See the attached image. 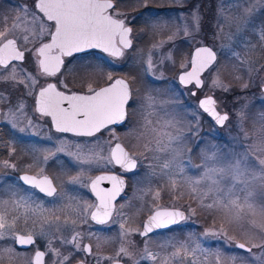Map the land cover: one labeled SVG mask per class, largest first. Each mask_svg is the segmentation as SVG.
Instances as JSON below:
<instances>
[{
    "label": "snow or ice",
    "instance_id": "1",
    "mask_svg": "<svg viewBox=\"0 0 264 264\" xmlns=\"http://www.w3.org/2000/svg\"><path fill=\"white\" fill-rule=\"evenodd\" d=\"M116 5L117 0H32L31 4L18 7L17 14L11 17V24L8 17L0 21V84H7L12 91L19 93L18 102L13 105L8 93L0 92V122L25 132L28 127H36L40 120L44 123L50 120L51 128L57 133L77 138L57 137L59 143L55 151L46 149L48 154L43 159L46 162L59 152L72 157L80 171L68 183L87 187L95 196L92 202L67 196L63 189L58 191L42 167L35 175H21L19 181L23 182L22 185H13L0 192V264L4 261L15 264L21 259L24 264H47L45 258L49 254L55 257L52 264H71L75 254L81 253L84 258L79 264H88V256L93 257L96 264H121L124 257L132 258L133 264H139V260L150 264H264V112L258 117L259 128L250 133L244 129L247 105L242 106L236 113L243 135L238 148L222 151L211 145L201 151L200 163L193 164L191 156L186 154L184 142L187 135L198 134V113H193L196 124H189L186 134L184 125L174 112L166 111L164 118L151 119L154 111L146 112L145 107L154 108L152 96L145 98V107L139 109V118L132 119L137 117L138 110L132 83L128 79L114 77L109 72L104 86H93L88 82L81 91H73L61 79L67 65L81 59V54L86 57L92 50H99L115 59L132 47L133 29ZM257 5L264 6V0H232L227 7L233 11L225 14L222 3L216 24L218 31L214 35L219 39L227 35L229 43L222 44L221 50H227L226 56L233 70L242 74L236 75L235 80L247 75L248 79L241 85L242 90L248 89L258 79L257 86L264 94V64L257 66L247 59L256 45L246 41L242 51H238L239 44L233 43L237 34L251 26ZM233 25L236 33L226 34L225 28ZM145 26L157 33L170 32L167 40L154 46L163 49L165 44L174 42L181 34L196 40L200 17L196 11L191 13L190 19L183 13L175 20L160 18L157 14L146 19ZM258 35L264 49V26L259 28ZM170 59V53L162 52L160 63L166 64ZM29 63L33 70L24 67ZM92 67L85 64L82 70L87 72ZM155 68L150 53L146 72H154ZM209 77L212 89L224 93L233 90L231 83L226 84L221 76L218 52L197 43L179 64V84L185 88L193 85L201 90ZM191 95L197 96V91H192ZM25 97L32 100L31 116L25 111ZM5 106L7 111H4ZM198 107L217 125L224 126L229 121V113L218 111V102L213 95L205 94L199 99ZM24 121L27 125L20 127ZM116 126L125 128L126 134L135 137L138 143L131 148L122 143ZM104 133L109 134L106 139L103 138ZM141 146L143 151L138 154L136 148ZM14 152L12 147L9 155ZM0 164L16 168L8 160ZM142 165L148 171L137 182L144 185L138 188L141 193L138 198L143 200L146 195H151L152 202L147 219L132 227L129 210L133 205L128 199L117 204V198L122 197L126 186L123 173L135 172ZM93 168L104 174L88 175L85 181L86 172ZM115 168L120 169L119 174L112 171ZM190 169H198L199 172L192 175ZM156 181L165 182L164 187L172 193L173 201L183 197L182 188L186 186L188 195L200 210L209 213L224 211L231 217V222L239 224L247 221L250 228L245 232V241L229 236L222 224L219 229H205L201 237L189 234L185 239L173 236L158 241L154 250L150 247V234L178 225L197 212L191 204L186 215L174 204L166 207L159 203L161 186ZM41 193L43 197L52 198L53 206H47ZM66 196L67 203H63ZM90 222L118 224L119 232L115 238L119 239L120 246L114 255L101 256L93 251L91 242L84 243L85 239L94 240L99 249L114 239L94 232ZM83 226L88 227L85 230ZM65 231L70 235L65 236ZM134 235L145 238L139 259H135L129 250L135 246ZM208 237L223 240L227 245L234 244L248 256L228 254L221 247L212 249L203 245L201 240ZM38 239L47 241L44 250L38 246ZM53 240L70 248L67 255L53 246ZM254 249L259 251L254 252Z\"/></svg>",
    "mask_w": 264,
    "mask_h": 264
},
{
    "label": "rangeland",
    "instance_id": "2",
    "mask_svg": "<svg viewBox=\"0 0 264 264\" xmlns=\"http://www.w3.org/2000/svg\"><path fill=\"white\" fill-rule=\"evenodd\" d=\"M187 1L188 0H146V6L149 7L147 8L149 13L148 16L140 17L134 14V16L126 17L129 26L133 29V49L131 48L130 51H126L119 59H110L106 57V59H109L108 61L110 62V66L108 68H105V64L99 62L96 58L85 57L83 59H79L78 61L74 60V62L69 64V67L64 72V75L65 77L70 76L74 81H70L69 83L76 85L79 89L86 87L85 82L89 76L91 80L94 81L93 86H99L98 84L107 78L109 72H111L114 77H121L130 80L134 92V100L136 101L135 106L138 110L137 117H133L132 119L139 118V109L145 107V98L147 96H152L155 100L153 109H147L145 107L146 112L154 111V115L151 117L152 120L155 121L164 118L166 111L169 113L174 112L180 122L184 125L183 131L186 134L188 133V125L192 124L195 126L196 124V121L193 118V113H198V134L187 135L184 143L186 146V154L191 156L193 164H199L201 151L211 145H216L222 151H228L230 148H238L239 140L243 139V135L237 124L236 113L242 106L247 105L245 109L246 119L244 121V129L251 133L259 128L260 122L258 117L261 112H264V94H262L257 86L259 84L258 79L248 89L242 90L241 85L248 79L247 75H243V79L241 80H235L234 77L236 75L242 74L236 73L233 70L232 63L226 56L227 50H221L222 44L229 43L227 35L223 39H219L214 35V33L218 31L216 24L219 19L218 10L220 9L221 4H224L225 14H228L233 11V9L227 7L232 0H190V4H187ZM166 5H170V8L165 9L167 7ZM129 6L121 4V0H117L116 7L119 12L124 14V11L127 10ZM194 11L198 12L200 17V31L196 36V40H191L181 34L174 42L165 44L163 49L154 47L159 45L161 41L167 40L170 32L167 30L163 33L153 32L145 26L146 19L158 14L160 18H171L175 20V18L180 16L181 13L185 14V16L190 19V15ZM220 22L223 23V20ZM261 26H264V6L257 5L256 10L251 17V26L243 32L237 34L233 40V43L239 44V47H237L238 51H242L243 43L246 41H250L251 44L256 45V48L248 53L247 59L254 61L257 66L259 64H264V49L261 47L262 42L259 40L258 35V31ZM172 30L174 31L175 29L173 28ZM225 33L235 34V26L233 25L231 28L226 27ZM179 39L183 40L185 47L182 52L183 60L187 57L190 52L189 50L195 47L197 43H202L216 50L218 52V59L220 60L221 65V76L226 84L231 83L233 90L229 93H224L219 89H212L210 87L211 77H209L206 86L197 91V96H192L190 94V88H181L176 82L178 72L174 74L171 69L174 64L173 49H176L178 52H181L182 49L180 45H174ZM162 52L171 54L172 59L168 60L166 64L160 63ZM150 53L153 63L156 65L154 72H146V62ZM85 64L93 65L92 69H88L87 72L83 71L82 66ZM107 65H109V63ZM71 69L75 70L73 71ZM172 84H176L181 93L172 90V87L175 88V85ZM69 87L71 88V85H69ZM205 94L213 95L216 98L218 102V111L222 113H229V121H227L224 126H215L197 107V100L205 96ZM246 96H248L249 99L246 98ZM250 98H256L260 103H262L261 106L255 108L250 107ZM20 127H23V124H20ZM29 128L34 133L32 140H30L31 144H27L31 152L37 151V153H46V155L48 154V152L45 151L46 149L54 152L56 145L59 143L56 138L65 137V135H56L55 133H51L52 131L50 130L48 123L45 125L43 121L37 123L36 127ZM14 131L16 134L18 133L17 135L19 139H21L20 137H23L25 134L24 132H19L18 130ZM108 135V133H104L103 138L106 139ZM117 135L120 136L121 142L130 148L132 145H136L138 143L135 137L128 136L126 134L125 128H121L117 131ZM48 137H51V139ZM66 137L71 140H76V138H71L69 136ZM142 143L143 142H141V145ZM136 151L138 154L143 151L142 146L136 148ZM55 156H67L69 160L75 162L72 157L68 156L64 152L56 153V155L51 158H54ZM141 160H143V157H141ZM52 164L59 165L61 164V160L56 158L52 161ZM60 168L63 172L60 171ZM64 171V167H59V173L61 174L60 177L64 176ZM99 171V169L93 168L91 171L86 172L85 181L88 175L92 176L93 173ZM147 171V167L142 165L137 169L136 173L128 176L129 189L127 191L126 198L130 200L133 205V207L129 210V213L132 216V227H136L142 222V218L140 220L138 219L140 218L139 215L142 211H147L151 208V195H146L143 200L138 198L141 195L138 188L144 187V185H138L137 182L141 181L146 176ZM198 172V169L189 170V173L192 175H197ZM156 183H159L161 186V198L159 203L166 207H172L173 204L176 206L178 199L173 201L172 193L167 187H164L165 182L156 181ZM64 187V191L67 193V196H75L81 200H87V194L81 187L72 184H64ZM154 187L155 184L153 185V188ZM182 191L184 195L180 199L183 200L184 198H189L186 186L182 188ZM67 196L65 197L63 203H67ZM147 199H149V203L145 206ZM123 202H125V200ZM192 207L198 208L197 203L192 205ZM137 210H139L138 214ZM204 212L210 214V216L205 218L204 221H201L195 214L192 215L190 219L180 223L177 227L164 232L150 234V247L155 250L158 241L162 242L173 236L185 239L189 234H195L197 237H201L205 229H219L222 224L227 228V234L229 236H233L235 239L241 238L242 241L240 242L245 241V232H247L250 228L247 221L243 224L231 222V217L226 215L224 211H214L209 213L204 210ZM148 213L149 212H147L145 216H147ZM185 213L186 215L189 214L188 211ZM248 219L250 220L252 217H249ZM83 227L86 230L88 226ZM91 228L94 232L101 235L111 236L114 239L110 243L103 244L99 249L96 248V242L94 240L89 241L85 239L84 242H91L93 249L95 250L94 252H98L101 256L114 255L120 246L119 239L115 238L119 232L118 224L104 225L100 228ZM64 235L69 236L70 233L66 232ZM132 239L135 241V246L130 247L129 250L133 253V257L135 259H139V254L144 248L145 238H142L139 235H134ZM201 243L212 249L221 247L228 254L248 256L246 252L236 249L234 244L227 245L223 240L216 239L214 237H208L207 240H201ZM253 251L258 252L259 250L254 249ZM80 255L83 256L82 253ZM93 260L96 263L95 259ZM122 261L125 264H133V259L129 257H124ZM139 264H150V262L146 260H139ZM253 264H255V262H253Z\"/></svg>",
    "mask_w": 264,
    "mask_h": 264
},
{
    "label": "flooded vegetation",
    "instance_id": "3",
    "mask_svg": "<svg viewBox=\"0 0 264 264\" xmlns=\"http://www.w3.org/2000/svg\"><path fill=\"white\" fill-rule=\"evenodd\" d=\"M189 1L190 0L187 1L188 2L187 4H190ZM23 4H31V0H0V21H2L5 17H8L9 18L8 23L11 24V22H12L11 17H14L17 14L18 7L23 5ZM130 49L125 50V52L130 51ZM192 49L190 50V52L192 51ZM86 57L98 59L99 62H102L103 64H105L104 65L105 68H108L110 66V62L108 61L109 59L107 60L106 57H108L110 59H114L112 57H109L106 53H102L98 50H92L91 52H89L87 54ZM83 58H85V56H84V54H81V59H83ZM115 59H119V58H115ZM72 62H74V60ZM17 63H19V62H17ZM108 63H109V65H107ZM69 64L67 65V68L69 67ZM24 67L26 69L33 70V66L31 65V63L26 64ZM91 69L92 68H90V70ZM65 71H66V69H65ZM61 79L65 80L68 85H71V89L73 91H81L84 89V88L79 89L76 87V85L70 84L69 83L70 81H74V80H72V78L70 76L65 77V75H63V77H61ZM87 80L85 82L86 86H87L88 82L94 83V81L91 80L90 76ZM49 82H55V81L50 80ZM106 83H107V78L98 85L104 86ZM187 88L191 89L190 94L193 90L198 91L197 89L194 88L193 85H189ZM187 88H184V89H187ZM0 92L8 93L10 100H11V104H13V105L17 104L19 93L12 91V89L9 85L0 84ZM24 104L26 106L25 107L26 113L29 116H31L32 115V109L30 107V105L32 104L31 98L25 97L24 98ZM7 110H8V108H7V106H5L4 111H7ZM204 115L215 125V123L206 114H204ZM41 121L42 120H40L39 123ZM47 123L50 127V130L52 131L51 133H55L56 135L57 134L58 135H65V136H69L71 138H75V137H72L70 134L57 133L53 128H51L50 120ZM47 123H45V125ZM22 124H23V127L26 126L27 121H24ZM121 128L122 127H117V131H119ZM24 133H25L24 136L20 137L21 139H19V137L17 135L18 133L17 134L15 133L14 129L11 127L10 124H7L6 122H0V162L8 160L10 163H14L16 165V168L13 169L10 167H4L2 164H0V192L5 191L8 187L13 186V185H17V184L22 185L23 182L19 181V177L21 175H24L26 173L29 175H35L40 170L41 167L44 169V174L53 179L54 184L57 187L58 191H60L61 189L64 190V188H65L64 184H69L68 183L69 179L72 176H76L79 173L80 168L77 167L75 162H72V160H69V158H67V156H65V157L64 156H60V157L55 156L54 158L48 159L45 162L43 157L46 155V153H40V152L37 153V151L31 152L30 148L27 146L28 143H29V145L31 144L30 140H32V137L34 136V133L32 132V130L28 127ZM24 146H25V148H24ZM12 147L15 148V152L12 153V155H9L10 149ZM56 158L61 160V164H59V165H53L52 164V161ZM61 166L65 168L64 176H62V177H60L61 174L59 173V167H61ZM60 171L63 172V170L61 168H60ZM112 171L117 172L118 174L120 173V169H118V168L112 169ZM136 172H137V170L135 172L123 173L126 186H125L124 193L122 194L123 199H122V197H118L117 204L122 203L125 199H127L126 198L127 197V191L129 189L128 176L132 175ZM98 174H103V172L99 171V172L93 173L92 176L94 177ZM77 186L81 187L83 189V191L86 192L87 201H89V202L95 201V197L92 195L89 188L82 187L80 185H77ZM24 187L27 188L28 186H24ZM40 196L43 197V194L41 193ZM43 198H44L47 206H49V207L53 206L51 203L52 198H49V197H43ZM90 224H91V227H94V228H100V227L104 226V225H100V224H95V222H90ZM66 232H68V231H65V233ZM84 243H89V242H84ZM46 245H47V241L45 239H38V246L40 247L41 250H44ZM53 246L56 248H59L60 251L64 255H67L68 251L70 250L69 248L62 246L58 240H53ZM93 251H95V250L93 249ZM83 257H84V254H83V256L80 254H75L74 258L71 259V264L79 262ZM45 259L47 261V264H52V260L55 259V257H52L51 254H49V256H47ZM87 260H88V264H96L91 256H88ZM3 264H8V262L4 261ZM15 264H24V261L22 259L17 260L15 262ZM102 264H103V262H102Z\"/></svg>",
    "mask_w": 264,
    "mask_h": 264
},
{
    "label": "trees",
    "instance_id": "4",
    "mask_svg": "<svg viewBox=\"0 0 264 264\" xmlns=\"http://www.w3.org/2000/svg\"><path fill=\"white\" fill-rule=\"evenodd\" d=\"M121 4L127 5L129 6L127 10L124 11V14L126 17H131L134 16V14H136V16H140V17H145L148 16V6H146V0H121ZM167 7L165 9L170 8V5H166ZM153 7V6H152ZM164 9V10H165ZM139 17V19H140ZM131 23V21H130ZM176 45H180L181 46V52L176 51V49H173V55H174V64L171 67L172 71L174 72V74H176L179 71V64L183 61V57H182V52L184 50V43L183 40L179 39L177 42H175L174 44ZM190 51V50H189ZM175 85V88L172 87V90L177 91L178 93H181L180 89H178L179 87L176 84H172ZM246 98L249 99L248 96H246ZM262 103H260L256 98H250V107L255 108V107H260ZM150 196V195H148ZM149 199H147L145 206H147V204L149 203L148 201ZM189 204L194 205L196 204L195 201H193L190 196L189 198H184L183 200L178 199L176 206L177 208H180L182 210H184L185 212L188 211V206ZM144 209V208H143ZM149 212L150 210L147 211H142V213L139 215L140 218H138L139 220L142 218H144L145 214ZM148 213V214H149ZM196 216L201 220L204 221L205 218H208V216H210V214L205 213L204 210H200L199 208H197V212H196ZM238 241H242L241 238H236Z\"/></svg>",
    "mask_w": 264,
    "mask_h": 264
},
{
    "label": "water",
    "instance_id": "5",
    "mask_svg": "<svg viewBox=\"0 0 264 264\" xmlns=\"http://www.w3.org/2000/svg\"><path fill=\"white\" fill-rule=\"evenodd\" d=\"M207 46V45H206ZM209 47V46H208ZM177 83L179 84V81H178V75H177ZM180 85V84H179ZM181 87H184V86H182V85H180ZM193 91H195V90H193ZM204 97V96H203ZM203 97H201V98H203ZM200 99V98H199ZM199 99H198V101H197V106H198V102H199ZM199 108V107H198ZM201 110V109H200ZM202 111V110H201ZM203 112V111H202ZM222 113V112H221ZM204 114H206V113H204ZM207 115V114H206ZM208 116V115H207ZM214 123H215V121L210 117V116H208ZM215 125L217 126V127H222V126H220V125H217L216 123H215ZM116 127H119V126H116ZM55 130V129H54ZM71 135V134H70ZM104 174V173H103ZM98 175H101V174H98ZM104 186H106V187H111V185H107V184H105ZM90 190V189H89ZM91 192V191H90ZM123 194V193H122ZM93 195V194H92ZM94 196V195H93ZM95 197V196H94ZM118 199V198H117ZM181 210V209H180ZM183 211V210H182ZM148 216V215H147ZM147 216L143 219V221L144 220H146L147 219ZM142 221V222H143ZM174 226H176V225H172V226H170V228H172V227H174ZM170 228H167V229H158V230H155V232L154 233H156V232H161V231H165V230H168V229H170ZM142 230V229H141ZM143 238V237H142ZM237 249V248H236ZM238 250H241V251H244L243 249H238ZM245 252V251H244ZM74 264H79V262H77V263H74ZM121 264H124V262H122L121 261Z\"/></svg>",
    "mask_w": 264,
    "mask_h": 264
}]
</instances>
